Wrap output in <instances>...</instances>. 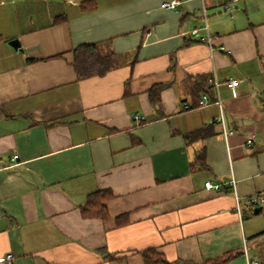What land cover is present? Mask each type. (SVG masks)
I'll return each mask as SVG.
<instances>
[{"label":"crops","instance_id":"0c3cea01","mask_svg":"<svg viewBox=\"0 0 264 264\" xmlns=\"http://www.w3.org/2000/svg\"><path fill=\"white\" fill-rule=\"evenodd\" d=\"M165 1L0 0V264H264V0ZM92 43L116 66L79 79ZM100 189L109 217H84Z\"/></svg>","mask_w":264,"mask_h":264},{"label":"trees","instance_id":"16d2710c","mask_svg":"<svg viewBox=\"0 0 264 264\" xmlns=\"http://www.w3.org/2000/svg\"><path fill=\"white\" fill-rule=\"evenodd\" d=\"M60 19L57 18L56 20L58 21ZM73 53V67L79 79L103 76L116 66V53L113 51L103 52L99 43L79 45L74 49ZM202 83H204L202 88L205 92L209 93L212 91L213 86L209 84L207 79L203 80ZM211 96H214V94ZM214 99L215 97L211 98V100ZM212 133L213 130H210L208 126H203L195 132L186 134V139L187 142L192 143L199 138H206ZM206 153L205 146L197 150L195 160L193 161L194 167L200 168L207 166ZM111 197H113V192L110 189H100L90 193L86 202L80 206L82 215L87 218H108L109 212L105 203ZM151 252V250L142 251L147 263L166 262L162 257L152 258ZM239 253V251L227 252L223 256L211 261L210 264H226Z\"/></svg>","mask_w":264,"mask_h":264},{"label":"built area","instance_id":"2783aa9c","mask_svg":"<svg viewBox=\"0 0 264 264\" xmlns=\"http://www.w3.org/2000/svg\"><path fill=\"white\" fill-rule=\"evenodd\" d=\"M236 1V0H235ZM179 4L178 0H171V1H165L163 3V7L167 8V9H172L175 8L177 5ZM226 7H228L229 9L231 8L230 4H226ZM203 13H204V18H205V23H206V27L208 26V19H207V13H206V8H203ZM193 32H196V30H193ZM207 40L209 42H211V37L208 36ZM209 83L213 86V88L215 89L216 92V99H215V103L219 105L220 109H222V101H221V97H220V82L216 76V73L213 71L212 75L209 76L208 78ZM228 86L229 87H234L237 86L239 84V80L238 79H231L228 81ZM208 102V96L207 94H204L202 97V100L200 101L201 105H206ZM185 107L189 108V106L185 103ZM141 119V116L136 115L135 116V120L138 121ZM221 121H223V118L220 119ZM253 139L250 138L247 140L248 145L252 144ZM229 184L233 187V190L235 191V196H236V201H237V205L236 208L237 210L240 212L241 211V203L239 200V197L237 195L236 192V184L237 181L234 177L231 178V180L229 181ZM206 187L208 189H216L219 190L221 189V184H214L212 183V181H207L206 182ZM250 202L252 204V206H261L264 204V195H255L253 197H251ZM14 259V255L13 254H8L5 258H1V261H12ZM248 264H259V262H257L256 260H248Z\"/></svg>","mask_w":264,"mask_h":264},{"label":"water","instance_id":"95a60500","mask_svg":"<svg viewBox=\"0 0 264 264\" xmlns=\"http://www.w3.org/2000/svg\"><path fill=\"white\" fill-rule=\"evenodd\" d=\"M10 44H11L13 47H15V48H19V47L21 46V42H20L19 38L12 39V40L10 41ZM261 210H262V206H257V207H255L254 212L257 214V213H259Z\"/></svg>","mask_w":264,"mask_h":264}]
</instances>
